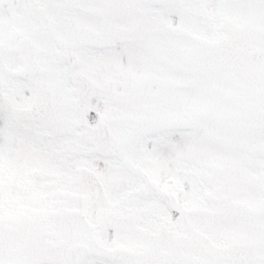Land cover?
<instances>
[{
  "label": "snow or ice",
  "instance_id": "6c2138e0",
  "mask_svg": "<svg viewBox=\"0 0 264 264\" xmlns=\"http://www.w3.org/2000/svg\"><path fill=\"white\" fill-rule=\"evenodd\" d=\"M0 264H264V0H0Z\"/></svg>",
  "mask_w": 264,
  "mask_h": 264
}]
</instances>
